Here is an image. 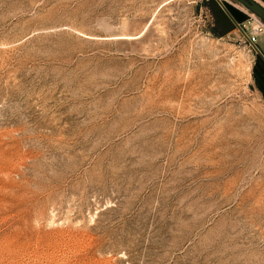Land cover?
Listing matches in <instances>:
<instances>
[{
	"label": "rangeland",
	"instance_id": "1",
	"mask_svg": "<svg viewBox=\"0 0 264 264\" xmlns=\"http://www.w3.org/2000/svg\"><path fill=\"white\" fill-rule=\"evenodd\" d=\"M215 5L0 0V264H264V65Z\"/></svg>",
	"mask_w": 264,
	"mask_h": 264
},
{
	"label": "built area",
	"instance_id": "2",
	"mask_svg": "<svg viewBox=\"0 0 264 264\" xmlns=\"http://www.w3.org/2000/svg\"><path fill=\"white\" fill-rule=\"evenodd\" d=\"M238 25L245 32L247 39L242 35V33L237 28L236 29L241 33L244 40L250 46L256 45L258 38L260 36L264 37V22L259 17H257L256 15H254L251 12L248 13L247 20L241 24H238ZM249 27H251V31H248Z\"/></svg>",
	"mask_w": 264,
	"mask_h": 264
},
{
	"label": "water",
	"instance_id": "3",
	"mask_svg": "<svg viewBox=\"0 0 264 264\" xmlns=\"http://www.w3.org/2000/svg\"><path fill=\"white\" fill-rule=\"evenodd\" d=\"M238 1L243 7H245V9H247L249 12L259 17L264 22V9L261 6H259L253 0H238ZM224 13L231 20V22L235 25V27L242 33V35L247 39L245 32L240 28L238 23L235 22L234 19L225 10H224ZM252 47L254 48L256 54L259 55L261 59H263L256 45H252Z\"/></svg>",
	"mask_w": 264,
	"mask_h": 264
},
{
	"label": "trees",
	"instance_id": "4",
	"mask_svg": "<svg viewBox=\"0 0 264 264\" xmlns=\"http://www.w3.org/2000/svg\"><path fill=\"white\" fill-rule=\"evenodd\" d=\"M215 16L218 20L220 27L224 31V33H228L234 29L233 24L230 22L229 18L225 15V13L215 5ZM240 23V22H239Z\"/></svg>",
	"mask_w": 264,
	"mask_h": 264
},
{
	"label": "crops",
	"instance_id": "5",
	"mask_svg": "<svg viewBox=\"0 0 264 264\" xmlns=\"http://www.w3.org/2000/svg\"><path fill=\"white\" fill-rule=\"evenodd\" d=\"M254 2H256L259 6H261L264 9V0H253ZM247 17L242 20L240 23L237 22L238 24H241L243 22H245L248 18V13H246ZM256 46L258 47V50L260 51V54L262 55L263 59L261 60L263 65H264V37L260 36L258 38L257 44Z\"/></svg>",
	"mask_w": 264,
	"mask_h": 264
}]
</instances>
